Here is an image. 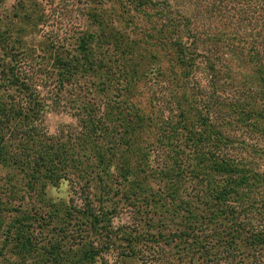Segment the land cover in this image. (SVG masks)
I'll list each match as a JSON object with an SVG mask.
<instances>
[{"label": "trees", "instance_id": "16d2710c", "mask_svg": "<svg viewBox=\"0 0 264 264\" xmlns=\"http://www.w3.org/2000/svg\"><path fill=\"white\" fill-rule=\"evenodd\" d=\"M79 1L92 27L79 30L72 47L42 42L51 59L45 72L51 69L58 87L88 73L103 75L106 87L119 61L126 65L122 78L144 77L154 57L146 48L168 50L172 65L157 73L166 80L167 108L129 114L112 106L106 118L87 101L79 131L48 135L41 125L48 104L29 74L0 56V88L4 81L14 87L8 101L0 99V164L15 166L26 184H59L69 175L88 183L83 207L30 205L0 230L20 232L29 264L64 262L63 245L41 244L33 233L46 221L74 227L80 264L114 245L130 259L145 249L140 264H151L166 246L180 264H264V0ZM140 62L148 65L130 67ZM149 147L159 158L149 157ZM164 153L171 162L159 166ZM96 178L101 190L122 195L131 226L111 227L109 209L91 198ZM8 202L0 197V212H18Z\"/></svg>", "mask_w": 264, "mask_h": 264}, {"label": "rangeland", "instance_id": "374dc122", "mask_svg": "<svg viewBox=\"0 0 264 264\" xmlns=\"http://www.w3.org/2000/svg\"><path fill=\"white\" fill-rule=\"evenodd\" d=\"M85 6L87 4L79 0H0V56L9 64L19 65L20 70L27 72L30 82H33L31 88H35L44 102L48 104L41 114V125L48 135H61L62 132L65 135L71 127L79 131L78 119L81 115L83 117L88 115L82 109V105L87 101L93 103L92 107L96 108V113L100 117H106V113L113 110L110 108L112 106L129 114L134 113L136 108L144 113L149 111L156 113L157 107L167 108L165 100L168 97V88L166 90L164 88L167 87L166 80L158 77L157 73L160 69L166 71L172 65V54L168 50L156 51L154 47L146 48L145 54L154 55V57L151 55V59L147 62L152 63L148 65L145 62H140L130 65L131 68L137 70H140L145 64L148 65L150 72H147L144 77H134L130 80L122 78L118 71H125L126 65L119 61L116 65L120 67L118 70L116 67L111 68L114 73L113 83L107 85L105 80L106 87L101 83L104 79L103 75L90 73L79 76L77 82L73 84L66 83L58 87L56 77L51 73V69L45 72L50 68L51 59L47 54H44L42 42H51L54 46L72 47L77 32L92 27L82 13ZM32 15L36 16L35 19H32ZM129 35L131 38H139L134 33ZM146 42L150 43L151 40ZM135 51L137 54L140 52L138 49ZM129 62L133 64V62ZM47 75L49 78L41 83L40 79L46 78ZM8 78L12 79L10 75ZM6 83L7 81H4L0 88V99L3 101H8L9 93H14L13 85L7 87ZM119 116L121 118L123 114ZM107 120L105 119L106 122ZM144 136L148 140V132L144 131ZM145 151L150 158L152 156L159 158L152 147ZM170 162V158L164 153L159 166L167 165ZM77 180L82 179L69 175L59 184H51L45 178L44 185L39 182L26 184L23 174L15 166L0 164L1 200L4 201L10 197L8 205L19 209L18 212L10 210L0 212V222L8 225V222H12V218L20 216L25 207L30 205L42 207L40 209L42 211L47 207L54 210L65 204H70L71 209L81 207L83 202L81 196L88 190V183ZM99 182L98 178L90 182V191L94 194L91 198L96 204H102L109 209L108 217L111 227L123 229L131 226L134 222L132 211L124 198L121 197L122 195L114 193V191L111 192L112 190L107 187L106 190H101L97 187ZM114 189L117 190L116 184H114ZM45 219L47 218L45 217ZM46 223L44 229L35 225L33 233L37 240L41 241V244L57 241L64 248L63 264H80L75 261L79 254H74V251L79 247L75 243L79 235H75V239L70 235L71 229L74 227L67 224L60 228L57 225L54 226L53 221H46ZM59 229L62 231H58ZM3 230H6V227L3 226L0 230V262L3 261L2 264H29V259L25 257L24 249L20 245L23 239L17 237L20 236V232L17 234L12 232V235L8 236L7 231ZM88 231H90L89 237L94 241V246L99 247L100 244L96 241L95 233L91 230ZM82 233L84 232L82 231ZM87 238H84L83 242L87 241ZM119 242L118 239H115V243ZM163 250L164 252L159 254L155 253L151 264H180V260L175 259L176 255L172 253L169 246L163 247ZM144 251L145 249L140 250L142 253H140L139 259H130L122 256L121 249L114 245L107 250L100 251L91 262L81 264H140L141 260L145 261L149 256V253ZM46 254H50V252L48 251ZM240 256L236 254L235 261L238 259L243 261ZM56 257L54 255V258Z\"/></svg>", "mask_w": 264, "mask_h": 264}]
</instances>
